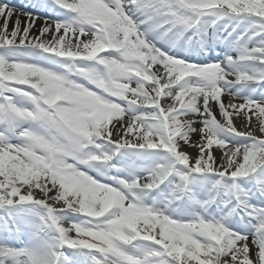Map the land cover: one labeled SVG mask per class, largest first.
<instances>
[{
	"label": "snow or ice",
	"instance_id": "obj_1",
	"mask_svg": "<svg viewBox=\"0 0 264 264\" xmlns=\"http://www.w3.org/2000/svg\"><path fill=\"white\" fill-rule=\"evenodd\" d=\"M24 8L0 0V264H264V0Z\"/></svg>",
	"mask_w": 264,
	"mask_h": 264
},
{
	"label": "bare ground",
	"instance_id": "obj_2",
	"mask_svg": "<svg viewBox=\"0 0 264 264\" xmlns=\"http://www.w3.org/2000/svg\"><path fill=\"white\" fill-rule=\"evenodd\" d=\"M9 2H10V0H9ZM15 10H16V9H15ZM16 13H17V15L20 16V19H21V25H23L24 22H25V20H26V17L23 15V13H22L21 11H17V10H16ZM14 20H15V16L13 17V21H14ZM0 24H2V21H0ZM43 24H44V20H43V18H41L40 20H38V21L36 22V26H35V28H34V32L31 33V34L34 35V33L38 32L39 29L43 26ZM11 27H12V25L10 24V25H9L10 30H11ZM225 99L227 100V98H225ZM234 122L237 123V126H238V127L240 126V120L237 119V120H234ZM185 151H188V152L191 153L192 155H196V151H195V149H193V148L185 147ZM216 155L219 157L220 153L217 151V152H216Z\"/></svg>",
	"mask_w": 264,
	"mask_h": 264
},
{
	"label": "rangeland",
	"instance_id": "obj_3",
	"mask_svg": "<svg viewBox=\"0 0 264 264\" xmlns=\"http://www.w3.org/2000/svg\"><path fill=\"white\" fill-rule=\"evenodd\" d=\"M17 11H21L22 13H24L25 11L24 10H21V9H17V8H15ZM24 27V24L23 25H21V28H23ZM34 32V29L32 30V33ZM34 35H38V32H36V33H34ZM195 139H199V137H195Z\"/></svg>",
	"mask_w": 264,
	"mask_h": 264
}]
</instances>
